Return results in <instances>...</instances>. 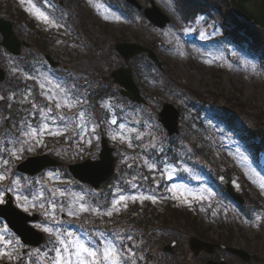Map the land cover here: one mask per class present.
<instances>
[{"label": "rangeland", "instance_id": "374dc122", "mask_svg": "<svg viewBox=\"0 0 264 264\" xmlns=\"http://www.w3.org/2000/svg\"><path fill=\"white\" fill-rule=\"evenodd\" d=\"M5 1L13 2L15 9L42 33L45 44H49L45 53H52L58 68L72 76L89 78V86L96 94L94 106H91L94 113L90 108L81 109L76 90L44 74L38 61L32 62L33 73L28 74L24 67L0 51V67L7 75L36 85L31 91L19 88L10 92L5 84L1 88L5 103L0 108V140H9L11 147L0 163V176L4 177L0 180V205L5 204L6 194L10 193L15 205L24 213H38L40 219L33 226L46 235L47 242L58 247L55 252L33 248L24 254L17 242L6 239L0 230V252L8 253L0 256V263L8 260L11 264H56L59 253L63 261L77 264L75 244L69 241H78L91 248L78 240L74 233L79 230L73 233L71 226L84 222L120 235L126 232L127 237H123L129 246H134L121 248L124 252L127 250V255L135 256V252L144 248V242L159 252L164 245L177 242L172 254L162 256L166 262L206 264L207 255L188 254L187 239L197 236L244 248L260 260L245 262L219 250L209 258L217 261L225 258L228 264H264V188L261 187L264 184V153L257 155L248 146L249 141L250 144L255 142L253 131L264 129V32L260 35V45L245 44L259 48L253 52L247 48L238 50L221 40L226 29L236 28L229 0H198L209 5L206 10L210 14L194 21L183 19L176 0H155L172 21L162 30L150 23L143 12L126 7L123 0L122 6L119 0H52L53 4L50 0ZM139 1L144 7H150L148 0ZM50 5L65 19L56 18ZM78 19L87 34H73V25L77 26ZM21 25L16 31L27 43H32L33 32ZM66 32L68 39L61 37ZM89 40L96 46L93 43L92 47ZM118 41L153 48L164 63L163 68L159 69L146 55L126 63L114 50ZM2 59L7 60L4 65ZM127 64L134 70L135 81L147 103L141 106L126 103L131 112L125 113L129 110L125 102L129 101L123 102L126 99L121 96L122 87L113 83L110 74ZM94 78L96 81L91 82ZM166 102L181 111L180 132L172 137L158 117ZM14 106L24 112L20 127L12 124ZM115 110L122 111L127 121L119 124ZM26 113L30 117H26ZM8 115L11 120L6 121ZM5 126L11 128L8 135H5ZM32 131L37 135H30ZM102 135L114 147L119 176L103 184L98 191L101 198L113 196L110 207L99 210L97 203L87 198L86 188L67 174V165L99 159ZM171 142L180 145L178 164L150 157V153L162 152ZM45 153L61 161L63 167L47 169L34 178L13 171L10 175L3 173L4 169L23 165L29 157ZM133 163L135 166L129 169ZM197 163L200 168L194 170L192 166ZM218 175L232 180L235 192L247 200L249 215L222 197L211 179ZM158 180L164 184L161 189L166 191L163 198H157L149 189L152 188L150 184ZM123 184L130 186L132 191L125 193ZM24 185L32 186L33 192L23 196L19 190ZM122 197L129 199L122 200ZM143 197L152 199H141ZM148 204L153 213L144 217V221L159 223L165 220L167 227L165 231L152 228L153 231L142 239L143 230L130 227L125 218L130 216L129 210L133 211L134 206ZM254 207L257 210H253ZM109 212L111 215L107 214ZM104 229L103 232L100 229L88 232L102 238L103 244L112 245L119 264H123L116 245ZM105 246H101V254H98L101 264H105ZM83 259L91 258L84 255ZM130 264L137 262L132 259Z\"/></svg>", "mask_w": 264, "mask_h": 264}, {"label": "water", "instance_id": "95a60500", "mask_svg": "<svg viewBox=\"0 0 264 264\" xmlns=\"http://www.w3.org/2000/svg\"><path fill=\"white\" fill-rule=\"evenodd\" d=\"M129 3H131L134 6H137L138 8L141 7L136 0H126ZM231 4V11L235 14V16L238 19L244 20L246 23L254 25L257 28H260L264 30V0H229ZM151 3L153 7L150 9H147L145 12L146 17L149 18L150 21H152L156 26L162 28L167 23L170 22V19L164 15L160 11V9L155 5L154 0H151ZM3 25H7L3 23ZM0 32L4 34V42L3 45L7 47L12 53L18 54L19 53V41L14 36L12 31V26L6 27L5 29H0ZM116 51L120 52V54L125 59H130L135 56L141 55V53L148 52V57L152 61H156L159 66H162V63L158 61V58L153 50H150L142 45H137L134 43H124V42H118L116 44ZM114 77V81L122 85L124 89L122 90V93L125 96H128L131 100L143 102L142 96H140L139 88L134 83L133 74L130 70L119 68V70L114 71L112 73ZM179 113L175 110V108L169 104H166V107L164 108L163 112L160 114V117H162V123L164 124L165 128H168L169 132L171 134L178 132V117ZM103 149L101 151V160L97 162H91L87 161L84 163H80L79 165L71 166L72 173L75 177L78 179H81L84 182H88L90 184H93L95 186L102 183V181L106 180L110 175L113 173V167H114V157L112 153V149L109 147L108 143L105 139H103ZM36 163L35 168H37L34 171H31V165ZM55 163L51 161L47 156L45 157H33L27 160L23 165L19 166V169L23 172H29L30 174H34L35 172H38L40 170L45 169L46 166H54ZM88 168L91 171L94 170L95 173L90 175V177L85 176V169ZM223 181V180H222ZM224 184L227 187L228 192L237 200H241V197L239 194H236L232 191L231 185L227 181H223ZM11 205V203H9ZM0 215H4L8 221L10 222V219L8 218L7 214L0 213ZM16 230L18 233L23 236L25 241L27 240V235H25V232L16 227ZM191 250L194 251V253L199 254L202 251H208L209 253L214 252L215 245L209 244L207 242L200 241L197 238H192L191 240ZM225 249H229L231 252L236 254L238 257H240L242 260L250 261V255L243 249H235L231 247H224ZM255 259L256 256H254ZM213 262H210L208 264H212Z\"/></svg>", "mask_w": 264, "mask_h": 264}, {"label": "trees", "instance_id": "16d2710c", "mask_svg": "<svg viewBox=\"0 0 264 264\" xmlns=\"http://www.w3.org/2000/svg\"><path fill=\"white\" fill-rule=\"evenodd\" d=\"M185 2L186 4H184ZM8 3H9L10 10L16 11L17 8L15 9L13 2L8 1ZM182 3L184 4L183 5L184 11L189 16L190 15L195 16L197 12L206 10V8H204L202 4L199 3V1L197 0H188V1L183 0ZM16 16L19 17L18 14H16ZM236 24H237V27L233 31L229 32V36H231L233 39H236L238 42L241 43L242 41L243 42L247 41L253 44V41H259V39L261 38L260 37V35L262 34L261 32L255 29L250 30L249 26L247 24H244L242 21L240 22L236 21ZM253 136H254V139L258 140L257 144H253V146L256 147V150L258 149L259 151L263 152L264 151V129L261 128V129L255 130ZM230 232H232V230H230Z\"/></svg>", "mask_w": 264, "mask_h": 264}, {"label": "snow or ice", "instance_id": "6c2138e0", "mask_svg": "<svg viewBox=\"0 0 264 264\" xmlns=\"http://www.w3.org/2000/svg\"><path fill=\"white\" fill-rule=\"evenodd\" d=\"M41 18H43L45 21L47 20V17L43 16V13H39L38 14ZM60 105L57 104V107H59ZM113 123H115V121H113ZM46 126H45V129ZM30 135L35 136L37 135V133L35 131H32L30 133ZM4 179L3 176H0V180ZM262 188H264V184L261 185ZM122 200H127L129 198L127 197H122ZM131 199L135 200L137 199L136 197H132ZM141 199H152L151 197H143ZM0 202H2V200H0ZM155 202V201H153ZM118 203V202H117ZM83 210V209H82ZM108 215H111V213H107ZM45 231H48V229H45ZM2 239V238H0ZM10 243V242H8ZM61 243H64L63 241H61ZM69 243H73L75 244L76 247V255L78 257L77 259V264H101L100 259L98 258V254L96 251H93L92 249H89L87 247H85L83 244H80L78 241H69ZM65 251H67V248H65ZM8 253H4V252H0V256L2 255H7ZM86 255L87 257H90V260H85L83 259V256ZM103 259L105 261V264H119V261L116 258V252L115 249L112 245H106L104 248V252H103ZM56 264H71V261H63L60 258L59 253L57 254V260H56Z\"/></svg>", "mask_w": 264, "mask_h": 264}, {"label": "flooded vegetation", "instance_id": "af4514ba", "mask_svg": "<svg viewBox=\"0 0 264 264\" xmlns=\"http://www.w3.org/2000/svg\"><path fill=\"white\" fill-rule=\"evenodd\" d=\"M41 56H37V55H33V54H29V55H24V60H23V67L25 69L26 72H28V74H30L32 72V67H31V63L36 59L39 58L40 59ZM33 73V72H32Z\"/></svg>", "mask_w": 264, "mask_h": 264}]
</instances>
